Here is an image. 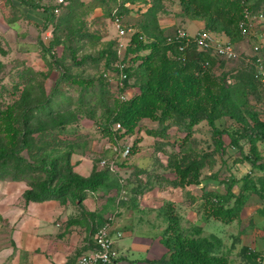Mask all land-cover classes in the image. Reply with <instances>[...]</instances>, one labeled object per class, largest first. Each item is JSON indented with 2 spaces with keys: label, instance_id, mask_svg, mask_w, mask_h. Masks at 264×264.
Wrapping results in <instances>:
<instances>
[{
  "label": "rangeland",
  "instance_id": "1",
  "mask_svg": "<svg viewBox=\"0 0 264 264\" xmlns=\"http://www.w3.org/2000/svg\"><path fill=\"white\" fill-rule=\"evenodd\" d=\"M152 3L153 0H130L128 10L121 17L126 30H130L125 36L121 55L116 56L114 51L117 50L119 37L111 14V9L116 4L114 0H72L57 13L53 12V0H0V105L6 106L17 100L30 85H33L30 97L21 99L26 101V106L35 104L34 97H39L40 100L50 94L52 99L63 104V109L53 111V121L44 116L34 117L30 125L34 129L31 135L34 145L31 154L24 152L33 155L34 162L50 161L56 154L66 155L71 149V141L77 136L86 143L79 151H86L93 146L95 139L103 138L100 124L112 113L114 99H119L112 87V78L116 74L114 66L126 54L131 36L138 29L137 23L144 19L143 14ZM255 5L257 11L264 10V0H257ZM155 12L157 22L149 30L155 33L161 31L166 39L174 36L178 29L196 33L202 29H199L197 21L207 22V17L187 14L179 0H163L156 5ZM49 26H53V30L47 36ZM144 35L146 41L153 39L146 33ZM233 39L240 52L239 56L224 61L215 69V73L222 76L226 86L235 87L233 98L237 107L231 104L228 110L235 113L240 110L237 115L241 117L238 119L230 113L220 114L216 123L220 128L228 130L229 134H240L239 144L232 146V137L228 133L220 135L216 132L207 118L191 128L186 126L185 122L188 120L184 124L169 121L165 125L149 118L143 119L136 130L129 133V137L122 139L124 145H131L138 140L134 153L127 157L124 155L126 158L123 157V161L119 162L124 168L122 181H119L122 188H128V184L130 188L176 187L179 182L173 167L174 155L183 156L185 163L189 159L204 156L201 175L205 187L219 188L221 191H227V184L234 178L239 180L249 173L250 161L245 162L246 158L255 159L259 155V162H264L262 131L249 116V112H246V106H251L258 120H264V77L258 75L257 61L251 59L254 55L256 58L260 56L264 64V24L257 25L246 37ZM255 44L260 45L258 50L254 49ZM140 53L145 54L147 50ZM134 59L135 57L130 59L132 72L127 83L130 92L127 94L139 90L140 77L136 67L140 60ZM72 76L90 78L94 82L93 92L81 98L82 104L78 100L66 103L64 94H58V90L62 89L73 98L80 95V91L71 85ZM101 86H105V94L100 89ZM107 94H110V98L104 104L108 97L103 99L102 96ZM54 104L52 101V106ZM59 120L66 124H52ZM39 126L44 127L37 129ZM152 130H157L158 135L150 134ZM188 130L190 133L186 135ZM220 140L226 147L223 152L217 148ZM252 144L257 154L256 151L253 152ZM139 156L146 158L143 159L146 161L145 167H140ZM61 159V164L65 166L66 157ZM239 160L240 163H237ZM256 171L254 177L264 176V169ZM35 174V181L38 182L47 173L36 168ZM187 184L190 183L185 185ZM239 184L238 181L233 183L232 189L236 194L240 191ZM198 205L199 203L196 204V209ZM243 215L247 216L245 213ZM241 220L235 226L228 227L227 232L233 236L238 235L237 228L246 226V220ZM254 222L253 220L252 223ZM183 228L192 235H196L197 229L201 228V236H217L220 232L216 222L209 224L207 229L194 224ZM224 257L225 264H228L229 255ZM253 257L239 256L234 258L235 264H255Z\"/></svg>",
  "mask_w": 264,
  "mask_h": 264
},
{
  "label": "trees",
  "instance_id": "2",
  "mask_svg": "<svg viewBox=\"0 0 264 264\" xmlns=\"http://www.w3.org/2000/svg\"><path fill=\"white\" fill-rule=\"evenodd\" d=\"M71 1L69 0L65 6L69 5ZM114 1L116 4L112 7L111 14H113V9L118 6L117 13L123 17L124 12L128 10L130 0ZM162 1L153 0L152 5L143 14L144 19L137 23L138 29L132 34L130 46L126 50V54L122 56L123 60L128 62L125 68L127 73L125 89L128 92L130 91L127 89V83L132 72L130 59L135 57V59L140 60V64L136 67L140 77L139 90H133V93H129L125 100L114 99L112 113L107 116L105 122L100 124L101 136L115 141L116 138H122L133 133L140 122L146 118L156 120L160 124L165 123V125L169 121L184 124L185 120H188L185 123L190 128L195 123L207 118L214 130L220 135L229 134L228 130L217 125L216 119L220 114L228 113L240 119L241 116L237 115L240 110H237L236 113L228 110V106H232L231 104L235 106L233 93L236 89L233 86H226L222 76L215 73V69L221 66L224 61L233 58L223 57L212 48H199L195 43L184 45L180 39L176 38L170 41L161 35V31L159 33L150 31L151 25L157 22L155 17L156 5ZM179 2L187 14L201 18L207 17L206 28L225 33L232 40L234 37H242L239 22L244 17L245 8L254 12L257 11L255 9L257 0L254 2L253 0H179ZM145 33L153 39L146 41L144 39ZM116 48L117 50L114 52L117 56L118 46ZM143 50H147V53L141 54L140 52ZM127 56L129 57L127 58ZM251 59L257 61L255 55ZM114 67L116 70V64ZM105 75L107 76V74ZM112 79V87L115 91V76ZM70 82L72 86H75L74 89L80 91V95L73 98L71 95L69 96L67 91L58 90L59 95L64 94L66 103L70 104L78 100V103L82 104L81 98L93 92L94 82L90 78L72 76ZM32 86H28L22 96L12 103L6 106L0 105V180L6 177L27 180L30 187L26 191L25 197L34 200L66 195H71L73 199H82L86 191L90 189L114 186L117 181L110 180L109 173L111 171L108 168L99 172L95 171L90 177H84L74 171L72 153L80 150V147L86 144L79 136L73 141L69 140V143L72 142L71 149L66 155L56 154L50 161L34 162V156L30 155L34 145L31 136L34 129L30 128V125L35 116L38 118L48 117L53 121V111L63 109V104L52 99L50 94L40 100L39 97H34L35 104L26 106V101L21 99L30 97V93L33 91ZM95 87L98 85L95 84ZM100 89L105 94V86H101ZM102 97L103 99L108 97L104 101L105 104L110 98V94ZM52 101L55 102L54 106H52ZM246 112H249V116L260 127L261 136H263L264 120H258L257 114L251 106H246ZM63 122L59 120L52 124L65 125L66 122ZM115 122H119L121 127L113 129L112 126ZM42 127L44 126H39L37 129ZM189 133L188 130L186 135ZM150 134L158 135V131L152 130ZM229 136L232 137V146H237L239 144L238 138L241 135L229 134ZM135 141L130 146L129 154L134 153L135 143L137 146L138 140ZM77 146L79 148H76ZM217 148H220L222 152L226 150L222 140L218 143ZM253 148L255 146L252 144L253 152L256 151ZM26 151L30 154H25ZM65 157L66 162L63 166L61 158ZM258 158L259 155H256L255 159L246 158V160H249L253 167L259 170L264 169V162H258ZM203 159L204 156L192 158L185 163L183 156L174 155L173 167L178 177L177 182L180 185L201 183L203 181L201 175ZM36 168L47 173L46 177L41 178L38 182L35 181ZM254 174L252 172L246 173L239 180L234 178L232 182L227 184L228 189L225 193L221 194L214 190L204 192L202 197L206 213L226 222H231L238 217L251 191L263 196L264 176L254 177ZM237 181L240 183V191L236 194L232 188L233 183ZM232 200L233 202H231ZM173 214L171 212L169 215L170 222L166 228L167 236L165 237V243L170 253L156 260L155 264L226 263L224 255L219 252L220 239L217 236H201L199 234L201 228L197 229L196 235L188 234L180 225L179 219ZM253 258L256 260V256Z\"/></svg>",
  "mask_w": 264,
  "mask_h": 264
},
{
  "label": "crops",
  "instance_id": "3",
  "mask_svg": "<svg viewBox=\"0 0 264 264\" xmlns=\"http://www.w3.org/2000/svg\"><path fill=\"white\" fill-rule=\"evenodd\" d=\"M197 23L199 29L206 27L205 21ZM127 137L129 134L118 141L122 143ZM113 143L115 141L103 137L95 139L86 151L78 150L72 156L74 171L90 177L95 171L106 168L100 164L101 158H116L119 169L109 176L111 181H120L124 168L119 162L125 156L114 150ZM143 159L138 160L140 167L146 166ZM249 165V173H257L259 169L251 162ZM117 182V186L90 189L82 199L66 195L34 200L25 197L30 187L27 180L1 179L0 264H73L79 254L94 246L96 229L115 211L117 216L111 234L118 252L116 264H155L156 260L169 255L165 237L171 212L182 227L194 224L207 229L216 222L220 228L216 234L220 239L219 250L229 255L228 264H235L234 258L239 256L251 257L264 252V196L256 192H250L240 215L226 222L206 213L202 197L209 190L221 194L226 191L206 188L204 180L171 188H130V184L122 188ZM239 220H246V226L238 227V235L233 236L227 229Z\"/></svg>",
  "mask_w": 264,
  "mask_h": 264
},
{
  "label": "built area",
  "instance_id": "4",
  "mask_svg": "<svg viewBox=\"0 0 264 264\" xmlns=\"http://www.w3.org/2000/svg\"><path fill=\"white\" fill-rule=\"evenodd\" d=\"M69 0H53L54 12L60 11L61 7L66 5ZM116 6L113 9L112 19L117 27L118 35V54L121 55L123 50V45L125 44V36L127 34L125 26L122 23L121 16L117 13ZM264 24V10L251 11L249 8H245L244 17L239 22V28L242 36L246 37L250 35L257 25ZM53 26H49L46 30V35L50 36ZM174 38L180 39L184 45L189 43H195L199 48L203 49H214L219 55L226 58H236L239 56L236 48L235 41L230 37L224 38L220 32L212 31L208 28H202L196 33H190L182 29H178L174 36L169 37L168 40H173ZM260 45L255 44L254 49L258 50ZM182 48V47H181ZM127 61H124L121 57L116 62V74H115V91L120 100H125L128 98V91L125 89V80L127 78V73L125 71ZM257 67L258 74L264 77V64L262 58L257 57ZM113 129H118L121 127L119 122L113 123ZM262 143L264 146V135L262 138ZM114 150L117 153H121L123 156L128 155L130 152L131 145H124L118 138H116L115 143L112 144ZM100 164L108 168L111 172L118 171V163L116 158H101ZM117 211L113 212L108 218L96 229L94 233V246L85 252L79 254L74 260L73 264H116V258L118 252L114 247V240L112 238L111 230L115 222ZM257 264H264V252L259 253L256 256Z\"/></svg>",
  "mask_w": 264,
  "mask_h": 264
}]
</instances>
